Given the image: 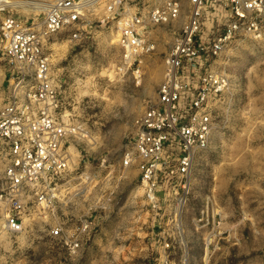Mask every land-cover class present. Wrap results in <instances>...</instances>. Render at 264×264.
<instances>
[{"label":"rangeland","instance_id":"374dc122","mask_svg":"<svg viewBox=\"0 0 264 264\" xmlns=\"http://www.w3.org/2000/svg\"><path fill=\"white\" fill-rule=\"evenodd\" d=\"M15 1L11 14L42 21L41 12L31 11L32 0ZM6 14L0 12V21ZM104 14L103 8L88 13L79 36L67 28L46 44L58 112L76 131L66 146V197L48 214L31 216L22 233L0 232V264H154L165 245L159 238L172 229L178 235L169 249L173 264H264V38H239L216 59L229 85L216 103L212 141L194 163L176 221L172 202L161 203L158 215L152 210L138 188L136 166L125 167L123 157L136 121L158 98L164 59L185 16L156 26V51L131 68L113 26L98 21ZM10 78L0 41L3 98ZM5 162L0 143V193ZM3 207L0 200V222ZM85 218L93 227L76 252L50 234L54 220L72 229Z\"/></svg>","mask_w":264,"mask_h":264},{"label":"built area","instance_id":"2783aa9c","mask_svg":"<svg viewBox=\"0 0 264 264\" xmlns=\"http://www.w3.org/2000/svg\"><path fill=\"white\" fill-rule=\"evenodd\" d=\"M17 3L0 0V12L8 11L0 21V41L11 75L5 98L0 89V143L6 161L0 232L22 233L31 216L48 214L66 197V146L76 131L58 112L46 44L67 28L79 36L87 14L99 8L105 14L98 21L113 26L131 68L142 67L143 58L156 51V26L185 16L164 59L158 98L136 121L123 157L125 167L136 166L138 188L152 210L158 215L161 203L172 202L177 221L191 189L194 163L213 138L216 103L229 85L228 76L215 67L216 59L239 38H264V0H32L31 11L43 14L40 22L11 14ZM48 226L51 236L73 253L93 223L80 219L68 229L54 220ZM171 231L159 238L165 245L154 264H173L169 249L178 235Z\"/></svg>","mask_w":264,"mask_h":264},{"label":"bare ground","instance_id":"6f19581e","mask_svg":"<svg viewBox=\"0 0 264 264\" xmlns=\"http://www.w3.org/2000/svg\"><path fill=\"white\" fill-rule=\"evenodd\" d=\"M18 2V1H17ZM21 2V1H20ZM20 2H19V4H20ZM23 2V1H22ZM24 3H25V1H24ZM18 4V3H17ZM23 6V5H22ZM24 6H27L28 7V4H25ZM29 8V7H28ZM31 8V7H30ZM183 205H181V211L183 210V208H184V206L182 207ZM180 215H181V213H180ZM181 219V218H180ZM182 230V229H181ZM183 235V234H182Z\"/></svg>","mask_w":264,"mask_h":264}]
</instances>
